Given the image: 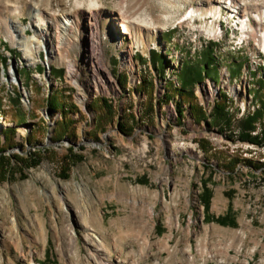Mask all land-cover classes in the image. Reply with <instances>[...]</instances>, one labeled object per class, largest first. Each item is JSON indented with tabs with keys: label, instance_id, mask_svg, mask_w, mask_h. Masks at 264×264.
<instances>
[{
	"label": "rangeland",
	"instance_id": "rangeland-1",
	"mask_svg": "<svg viewBox=\"0 0 264 264\" xmlns=\"http://www.w3.org/2000/svg\"><path fill=\"white\" fill-rule=\"evenodd\" d=\"M33 1L0 0V20L8 26L15 7L11 17L26 34L42 35L31 27ZM98 1L92 27L104 50L95 68L110 75H91L84 61L93 0L37 1L46 19L64 10L75 20V46L59 44L57 31L48 35L60 55L54 62L44 50L37 60L14 40L0 42L3 130H15L11 146L0 131V264H264V80L257 79L264 67L253 66L254 42L231 52L232 33L219 43L198 30L208 17L183 22L190 4L207 0ZM165 6L177 9L174 17L136 41L130 21H149ZM129 48L131 67L122 63ZM67 50L80 65L79 86L67 72ZM186 67L200 69L201 79L182 93ZM216 103L230 126L214 123ZM69 110L75 131L61 134ZM259 110L253 131L261 130L252 134L261 142L241 139V121ZM227 210L235 226L214 220Z\"/></svg>",
	"mask_w": 264,
	"mask_h": 264
},
{
	"label": "bare ground",
	"instance_id": "bare-ground-1",
	"mask_svg": "<svg viewBox=\"0 0 264 264\" xmlns=\"http://www.w3.org/2000/svg\"><path fill=\"white\" fill-rule=\"evenodd\" d=\"M38 0H35L31 3V7L29 10L30 13V17L31 18H36V22H34L31 27L33 30H35L36 32L39 33H43L46 34L45 29L43 30L44 26V22H45V17L44 15L41 13L42 8L40 7L39 2H37ZM40 1V0H39ZM42 1V0H41ZM166 2H168L169 4H171L172 6L175 5V0H165ZM185 0H183L182 2L184 3ZM230 4H232L233 8L236 9V11H239L240 15H236L235 12H233L234 10H230V16L232 17L234 16V22L236 24L241 23V28L242 30H245L242 32V37H248V34H250L249 37L254 38L255 41H257L258 39V43H264V1L263 0H257V1H251V0H229ZM20 2V1H15V3ZM181 2V3H182ZM227 0H207L204 2V4H206V6L202 7L204 4L203 3H199V4H190L188 9L186 10V12L184 14H182L181 16H185L187 11L188 14L183 18V22H187L186 20H189V22L193 19H195V16H197L198 13H201L202 18H211L213 17V20L210 22V24L207 25V23H204V25L202 26H197L198 30L200 32H206L209 35H213L216 36V19H219V17H221L222 14V6L227 5ZM251 6L253 8H255L254 10H250ZM100 4L98 0H93V4L90 7V11H88L87 16H85V19L87 20V22H91L88 23L90 25H87V35L89 36V41H87L88 43V51L85 53V60L86 63L90 64V67H92L88 72L91 73V75H95V74H100L102 76H106V75H110L111 72L110 70L107 69V67H102V68H95V55L97 56H101L104 48L102 46V42L99 43V31L98 29H95V27H92L96 24V22H98L99 19H97L95 16V13H97V11L100 9ZM202 8H204V12H202ZM177 9H171L168 7H163V9L161 10V12L159 14L155 15H151L150 20L146 21H130L132 22V24L134 25V35L136 38V41H138L139 38H144L145 36V30L147 28H159V26L167 19H171L174 17V13L176 12ZM16 11V8H10V14L8 19V26H7V31L9 34L10 39L13 40H18L15 43H21L20 45L23 48V51L27 54L30 55L31 53L35 54L36 59L38 60V58H40L38 56L39 52L42 51L43 49L46 50L47 52V59L48 62L51 63V61H55L56 58L60 59V55L57 52V48H53V49H49V43L51 42L52 36H50L51 38H47L45 39L44 36H38V33H34L33 35H27L26 34V26L22 25V23L19 21L18 18L13 19L11 16L14 14V12ZM126 12V10H125ZM95 15V16H94ZM62 16L60 14H55V17L53 18L52 21V27L54 26L55 29H53L54 31H57V42H59V44H65V43H72L73 46H75V42H71V38H73V29L75 27V20L73 19V17L69 14V13H65L63 10ZM229 17H227L229 19ZM248 17L252 18L251 21L253 23H255L254 26H252L251 22L248 21ZM110 18L113 19V16H111ZM163 21V22H162ZM193 22H196V20H194ZM192 22V23H193ZM115 23L118 26V28L121 27L120 32H125L126 34H130L129 33V28H128V24L129 23H124L122 21H119V18L116 17L115 19ZM16 27H20L19 30V34L16 33L14 34L13 31ZM211 27V28H210ZM162 27L160 26V29ZM52 30V31H53ZM252 35V36H251ZM20 37V38H19ZM19 38V39H18ZM124 38L125 36L122 35L119 37H117V41L119 44H123L124 43ZM261 38V39H260ZM46 40V41H45ZM102 40V39H101ZM57 47V46H56ZM69 50H67V56H66V60H65V64L68 67V74L69 76H71L72 78L75 77L76 83L79 86V82L77 80V76L78 74L81 72L80 70V65L76 62V60L69 58ZM123 59H122V63L123 65L126 66H133V55L130 52V48L127 49V52L125 51V53H122ZM30 58V57H29ZM32 60L31 62H29L30 64H33L34 59L33 57H31ZM36 61V60H35ZM20 65L19 66H23V62L19 61ZM179 65L181 66L182 63L178 62ZM28 64V62L26 63V65ZM132 69V68H131ZM133 70V69H132ZM3 69L1 71V74H3ZM81 85V84H80ZM83 99V98H82ZM29 100V99H27ZM2 108L0 107V131L4 129L3 126V121H4V117L2 116ZM261 130V127L259 128V130H256V133H259V131ZM2 135L5 138L4 135V130L2 131ZM99 239V237H98ZM107 264H109L107 262Z\"/></svg>",
	"mask_w": 264,
	"mask_h": 264
},
{
	"label": "trees",
	"instance_id": "trees-1",
	"mask_svg": "<svg viewBox=\"0 0 264 264\" xmlns=\"http://www.w3.org/2000/svg\"><path fill=\"white\" fill-rule=\"evenodd\" d=\"M157 55V54H156ZM156 55L153 56V59H155ZM206 58L211 59L213 60L214 57L212 55L211 52H209L208 55H206ZM180 77H181V82H182V93H184V91H187L186 88H188L189 86H191V84L196 80V81H200L201 79V71L200 69H196V68H193V67H186L185 69H183V71L180 73ZM190 94V93H189ZM191 96V95H189ZM169 96L167 95V98ZM170 100V98H168ZM105 104H107L106 101H104ZM264 105V104H263ZM192 107V110L195 111L194 107L197 108V106H194L193 104L190 105ZM49 108L51 110H55V108L53 107V105L51 104L50 102V106ZM106 112L107 113H111V106L109 108V105L107 104L106 107ZM65 108H63L64 110ZM180 110V109H179ZM71 111H64L65 115H62V117L64 116V119L62 121L59 122L58 124V128L60 130V133L62 134H71L75 131V127L73 125L74 123V120H70L68 118H66L67 114L70 113ZM196 112H202L201 109H196ZM261 113L262 111H256L255 113H253L254 115H250V116H247L245 119H243L241 121V125H240V128L241 130L239 129V136L241 139L243 140H250L252 142H261V140L259 139L258 136L256 135H253L252 134V131L255 129V122H256V119L259 118L261 116ZM180 115H182V112H180ZM215 118H216V121L214 122L215 124H218L219 127H228L231 125V119L228 115V113L226 112L225 110V106L223 103H216L215 105V109H214V115H213ZM19 121H22L21 119H19ZM263 131H264V125H263ZM14 132L15 130L11 127H7L5 128L4 130V135H5V141L3 142V144H5L6 142L8 144L12 143V142H15L13 140V137H14ZM252 135H251V134ZM264 135V132L262 133ZM262 135V136H263ZM264 138V137H263ZM6 143V144H7ZM7 146H11L12 144L8 145ZM4 150H5V147L3 148L2 146L0 147V155L4 154ZM206 203L204 204L205 207L208 206L207 205V200L205 201Z\"/></svg>",
	"mask_w": 264,
	"mask_h": 264
},
{
	"label": "crops",
	"instance_id": "crops-1",
	"mask_svg": "<svg viewBox=\"0 0 264 264\" xmlns=\"http://www.w3.org/2000/svg\"><path fill=\"white\" fill-rule=\"evenodd\" d=\"M227 213L229 214V216H227V215L225 217L216 216L214 220L217 221V223H219L221 225L235 226L236 225V220L234 219V217L232 215H230L228 210H227ZM206 218H208V216H206ZM224 228H229V227H224Z\"/></svg>",
	"mask_w": 264,
	"mask_h": 264
},
{
	"label": "built area",
	"instance_id": "built-area-1",
	"mask_svg": "<svg viewBox=\"0 0 264 264\" xmlns=\"http://www.w3.org/2000/svg\"><path fill=\"white\" fill-rule=\"evenodd\" d=\"M261 126H262V125H261ZM261 126H260V127H261ZM252 133H253V134H256V130H255V131H253Z\"/></svg>",
	"mask_w": 264,
	"mask_h": 264
}]
</instances>
